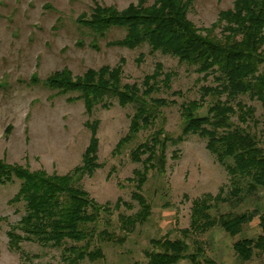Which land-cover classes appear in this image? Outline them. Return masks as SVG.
<instances>
[{
  "label": "rangeland",
  "instance_id": "rangeland-1",
  "mask_svg": "<svg viewBox=\"0 0 264 264\" xmlns=\"http://www.w3.org/2000/svg\"><path fill=\"white\" fill-rule=\"evenodd\" d=\"M234 1L194 0L189 17L200 28L210 27L220 11L232 7ZM137 2L0 0V161L7 168L72 175L84 163L95 123L99 166L92 173H84L79 184L97 203L109 207L102 211L96 226L99 232H108L110 239L108 235L96 237L91 249L101 248L104 256L79 264H148V253L159 250L156 241L184 238L190 245L189 253L201 243L206 254L219 264H264V250L257 248L253 257L244 261L233 248L239 239L264 233L260 223L264 191L234 193L230 175L199 135L168 141L164 173L150 171L142 189L152 207L150 216L128 231L121 216H131L140 209L133 198L136 183L129 178L142 167L132 160L130 152L150 131L113 153L129 130L134 105L122 106L116 97L108 96L88 113L79 91H63L50 84L54 74L64 69L77 80L89 69L121 64L124 83H140L157 62H162L166 71L173 72V79L170 87H163L155 96L167 100L161 107L164 135L178 139L183 132L182 103L199 98L200 87L213 84L212 77L202 80L194 68L169 55L151 53L147 44L136 48L111 44L125 31L113 29L106 37H99L81 21L97 5L125 11ZM243 100L256 107L259 122H251L249 129L264 147V110L258 101ZM234 121L238 122L236 117ZM21 184L16 175L0 181V264H69L62 248L35 241H21L19 247L11 244L10 231L26 212L25 202L14 200ZM221 190L222 199L214 202L212 209L214 216L252 213L254 218L236 236L220 226L206 232L190 231L185 236L194 200ZM176 264H191V260L185 257Z\"/></svg>",
  "mask_w": 264,
  "mask_h": 264
},
{
  "label": "trees",
  "instance_id": "trees-1",
  "mask_svg": "<svg viewBox=\"0 0 264 264\" xmlns=\"http://www.w3.org/2000/svg\"><path fill=\"white\" fill-rule=\"evenodd\" d=\"M193 1L138 0L125 11L97 5L81 19L99 37H106L113 29L124 30V36L111 44L128 48L147 44L151 53L169 55L194 68L202 80L212 77L213 84L200 87L199 98L182 103L183 132L178 139L164 135L161 107L167 100L155 96L163 87H170L173 79V72L166 71L162 62H157L154 71L146 74L140 83H124L122 64L89 69L77 80L64 69L50 79L52 86L63 91H79L88 113L108 96L116 97L122 106L134 105L129 130L113 153L121 152L140 134L150 131L130 152L132 160L142 167L134 170V178H129L136 183L133 198L140 209L131 216H121L128 231L150 216L152 207L142 189L150 171L164 173L170 140L182 141L192 134L205 138L206 148L230 175L234 193L264 191V147L249 129L251 122L257 124L259 119L256 107L243 100L248 97L258 101L264 110V0H235L232 7L220 11L216 22L204 28L189 17ZM95 125L84 163L72 175L7 168L0 161V181L12 175L22 179L14 200L22 199L26 212L10 231L14 247H19L21 241H35L62 248L69 264L86 259L95 261L104 256L101 248L91 249V245L96 237H110L108 232H99L96 226L102 211L109 207L97 203L79 184L84 173H92L99 166ZM220 199L222 190L217 195L208 193L194 200L191 225L184 230L185 236L190 231L206 232L215 226L236 236L254 218L252 213L214 216V202ZM260 219L264 232V213ZM156 242L159 250L148 253V264H176L185 257L190 258L191 264H219L206 254L201 243L189 253L190 245L185 238ZM233 248L241 259L250 260L257 248L264 250V233L257 238L239 239Z\"/></svg>",
  "mask_w": 264,
  "mask_h": 264
}]
</instances>
